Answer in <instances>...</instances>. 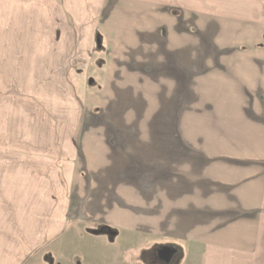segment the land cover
Here are the masks:
<instances>
[{
	"label": "crops",
	"instance_id": "0c3cea01",
	"mask_svg": "<svg viewBox=\"0 0 264 264\" xmlns=\"http://www.w3.org/2000/svg\"><path fill=\"white\" fill-rule=\"evenodd\" d=\"M3 6L0 63L72 105H0V264L79 223L105 228L104 264L177 245L179 264H264V0Z\"/></svg>",
	"mask_w": 264,
	"mask_h": 264
},
{
	"label": "rangeland",
	"instance_id": "374dc122",
	"mask_svg": "<svg viewBox=\"0 0 264 264\" xmlns=\"http://www.w3.org/2000/svg\"><path fill=\"white\" fill-rule=\"evenodd\" d=\"M7 11V8L5 6L0 7V19H1V27L4 26V28H1L3 30H0V37L7 38L8 29L6 28V21L8 20L7 14L4 12ZM3 21V22H2ZM8 43L6 41L3 42V45H7ZM11 64V63H8ZM7 63H0V105L6 104L7 102H11L13 105L15 103H34L38 96L43 95L45 100H48L49 104L54 103H60L62 106L65 107V109L68 108V102L69 107L72 105L70 104V101L67 99V94H65L64 100H61L59 98V95L51 93L50 89H46L45 86H43L45 81L44 79L40 77H33L32 74L34 73V69L31 67L32 63H28L30 68L27 69V71L24 70L22 67L23 63H20L18 68L8 67ZM37 64V63H33ZM40 82H37L39 81ZM50 79H47V84H51ZM53 82L52 85H56V80L51 79ZM36 84V85H35ZM41 87H38L37 85H41ZM37 86V87H36ZM68 89V88H67ZM55 90V89H54ZM41 92H46L47 94H41ZM58 96V97H57ZM57 97V98H56ZM57 106V104H56ZM53 106V107H56ZM51 107V106H50ZM59 108V106H57ZM71 109V107H70ZM6 125V124H5ZM5 125L0 121V134L6 132ZM7 126V125H6ZM79 225V228H74L75 231L71 233V235L78 234V237H76V241L73 243L72 240L66 239L64 241V245L61 247L57 245V241L50 242L45 248H43L40 252L36 253L30 261H28L26 264H87V262L84 260L85 257H87V250L88 246L90 247V252L92 256L95 258L97 255L99 258H101L100 264H104V250H103V243L104 238L102 237H93L96 234H93V230H96V228L86 227V225H83L82 223L76 224V227ZM84 232V233H83ZM104 232V230L102 231ZM103 234V233H102ZM88 235L90 240H88ZM91 236V237H90ZM61 240H58V242ZM73 243V244H72ZM63 244V243H62ZM73 245L77 246L76 252H78V255H75V249H73ZM120 243H116V248H113V257H118L119 247ZM177 249V253L173 255L170 262L166 263L163 262V260H152V264H179L183 260V248L177 245L175 247ZM134 252V251H133ZM77 254V253H76ZM128 255L131 257L132 253H127L125 255H122V257H127ZM141 256L143 259L146 260V262L150 259V256L147 253H141ZM103 259V261H102ZM129 259V258H128ZM98 264V262H97Z\"/></svg>",
	"mask_w": 264,
	"mask_h": 264
},
{
	"label": "water",
	"instance_id": "95a60500",
	"mask_svg": "<svg viewBox=\"0 0 264 264\" xmlns=\"http://www.w3.org/2000/svg\"><path fill=\"white\" fill-rule=\"evenodd\" d=\"M173 254H174V251H172L169 248H164V249L158 251L157 257L159 259L163 260L164 262L168 263V262H170Z\"/></svg>",
	"mask_w": 264,
	"mask_h": 264
},
{
	"label": "trees",
	"instance_id": "16d2710c",
	"mask_svg": "<svg viewBox=\"0 0 264 264\" xmlns=\"http://www.w3.org/2000/svg\"><path fill=\"white\" fill-rule=\"evenodd\" d=\"M92 82V80H89V84ZM105 228L104 227H98L96 230H93V234L95 233L96 235L97 234H102L104 232H102Z\"/></svg>",
	"mask_w": 264,
	"mask_h": 264
}]
</instances>
